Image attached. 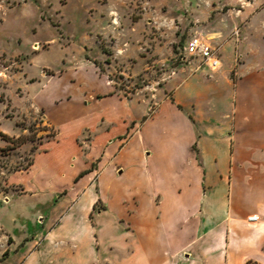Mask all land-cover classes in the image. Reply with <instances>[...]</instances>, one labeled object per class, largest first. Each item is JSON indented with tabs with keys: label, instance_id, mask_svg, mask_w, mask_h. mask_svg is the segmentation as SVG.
Here are the masks:
<instances>
[{
	"label": "crops",
	"instance_id": "1",
	"mask_svg": "<svg viewBox=\"0 0 264 264\" xmlns=\"http://www.w3.org/2000/svg\"><path fill=\"white\" fill-rule=\"evenodd\" d=\"M241 56L223 82L222 60L211 77L203 65L152 110L96 73L67 119L45 115L55 136L21 171L30 180L11 182L51 191L52 214L0 263L264 264V56Z\"/></svg>",
	"mask_w": 264,
	"mask_h": 264
},
{
	"label": "rangeland",
	"instance_id": "2",
	"mask_svg": "<svg viewBox=\"0 0 264 264\" xmlns=\"http://www.w3.org/2000/svg\"><path fill=\"white\" fill-rule=\"evenodd\" d=\"M263 7L264 0H0V257L25 232L39 230V215L52 214L51 191L23 194L11 182L12 174L30 180L32 173L21 171L55 136L47 117L67 119L78 96L102 84L96 73L156 108L159 97L202 68L184 51L195 35L218 48L223 66L214 80L223 82L233 57L244 53L250 63L264 56ZM197 75L190 87L203 86L207 76ZM230 77L237 78L236 68ZM0 264H16V257Z\"/></svg>",
	"mask_w": 264,
	"mask_h": 264
},
{
	"label": "built area",
	"instance_id": "3",
	"mask_svg": "<svg viewBox=\"0 0 264 264\" xmlns=\"http://www.w3.org/2000/svg\"><path fill=\"white\" fill-rule=\"evenodd\" d=\"M235 34L238 36L239 31L236 30ZM184 51L189 56L199 58L200 65H206L211 70H215L221 65L218 48L201 36L195 35L190 37L184 45ZM248 219L250 221H257L259 216L257 214H252Z\"/></svg>",
	"mask_w": 264,
	"mask_h": 264
},
{
	"label": "trees",
	"instance_id": "4",
	"mask_svg": "<svg viewBox=\"0 0 264 264\" xmlns=\"http://www.w3.org/2000/svg\"><path fill=\"white\" fill-rule=\"evenodd\" d=\"M94 62H95L96 65H98L97 61H94ZM30 164H31V163H30ZM30 164H29V165H30ZM26 168H28V166H27ZM26 168H25V169H26ZM246 264H259V263L256 262V261H253V260H248Z\"/></svg>",
	"mask_w": 264,
	"mask_h": 264
}]
</instances>
